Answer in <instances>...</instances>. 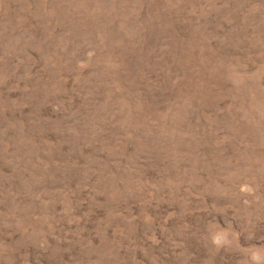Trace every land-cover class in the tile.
I'll list each match as a JSON object with an SVG mask.
<instances>
[{
    "label": "rangeland",
    "instance_id": "1",
    "mask_svg": "<svg viewBox=\"0 0 264 264\" xmlns=\"http://www.w3.org/2000/svg\"><path fill=\"white\" fill-rule=\"evenodd\" d=\"M0 264H264V0H0Z\"/></svg>",
    "mask_w": 264,
    "mask_h": 264
}]
</instances>
